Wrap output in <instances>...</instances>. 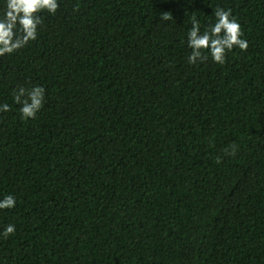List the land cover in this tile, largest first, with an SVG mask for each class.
<instances>
[{
  "label": "trees",
  "instance_id": "trees-1",
  "mask_svg": "<svg viewBox=\"0 0 264 264\" xmlns=\"http://www.w3.org/2000/svg\"><path fill=\"white\" fill-rule=\"evenodd\" d=\"M216 7L249 47L189 65ZM0 103V264H264V0H59L0 58Z\"/></svg>",
  "mask_w": 264,
  "mask_h": 264
},
{
  "label": "clouds",
  "instance_id": "clouds-1",
  "mask_svg": "<svg viewBox=\"0 0 264 264\" xmlns=\"http://www.w3.org/2000/svg\"><path fill=\"white\" fill-rule=\"evenodd\" d=\"M59 8V0H0V58L11 56L35 41L43 24L44 14L54 15ZM214 21L205 25L194 14L186 31V44L189 65H198L207 59L223 65L227 53L238 48L246 51L249 42L244 38L241 23L230 8L216 7L212 13ZM167 19V15L163 16ZM46 90L36 85L30 88L18 86L13 89V102L19 105L22 120L35 119L44 107ZM10 110L8 103H0V112ZM237 149L231 145L229 154ZM17 204L14 195L6 194L0 198V210H11ZM15 224L4 226L0 236L7 238L15 233Z\"/></svg>",
  "mask_w": 264,
  "mask_h": 264
}]
</instances>
